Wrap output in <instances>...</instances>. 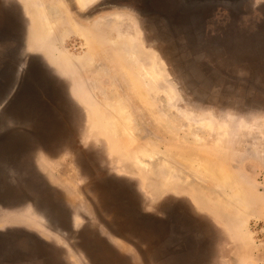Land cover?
<instances>
[{"label":"rangeland","instance_id":"rangeland-1","mask_svg":"<svg viewBox=\"0 0 264 264\" xmlns=\"http://www.w3.org/2000/svg\"><path fill=\"white\" fill-rule=\"evenodd\" d=\"M6 2L63 87L49 138L65 149L35 146L5 165L7 182L0 169V187L43 188L0 190V232L21 251L0 264H264V0L189 14L169 0L148 14L141 0H42L48 25L34 0Z\"/></svg>","mask_w":264,"mask_h":264},{"label":"flooded vegetation","instance_id":"flooded-vegetation-1","mask_svg":"<svg viewBox=\"0 0 264 264\" xmlns=\"http://www.w3.org/2000/svg\"><path fill=\"white\" fill-rule=\"evenodd\" d=\"M26 36L27 22L23 13L19 11L15 5L8 4L6 0H0V77H2V67H14L22 63L23 58L20 57L26 56L25 52L27 51L26 49L21 50L19 45L24 38L26 39ZM40 62L47 65L42 59ZM64 95L65 92H62L60 96L57 94L49 96L45 92L39 91L37 93L32 92L25 97L17 96V98H19L18 106L21 111L20 115L12 114L9 116L12 122L0 124V128H3V131L0 129V136H10V139H4L2 141L3 146L0 142V153L2 152L1 158H3L4 163L17 164L22 160L28 162L25 157H29V153L35 146L42 147L43 151L46 152H55L56 150L58 153L63 152L65 149L63 141L49 138V135L53 133L58 126L60 115L63 112L60 105L65 103ZM27 97L31 99L29 101H24V98ZM0 98L2 99V97ZM1 99L0 110L2 108ZM14 100L11 107L8 106L10 110H12V113L15 112L14 110H17L15 106L17 102ZM4 106L6 107L7 104H4ZM19 135H24L25 137L20 138ZM33 135L38 138H33ZM55 147H57V149H55ZM18 172L20 173V171ZM9 173L8 170L2 173V176L6 178V182L7 178H9L7 177ZM0 190H43V188L41 186H29L23 189L21 187L5 186L0 187ZM27 200L28 199L25 201ZM44 200L51 211V219H57L58 215H55L53 211L56 207L55 202H53L52 199H47V201L46 199ZM57 207L61 209L60 204H57Z\"/></svg>","mask_w":264,"mask_h":264},{"label":"water","instance_id":"water-1","mask_svg":"<svg viewBox=\"0 0 264 264\" xmlns=\"http://www.w3.org/2000/svg\"><path fill=\"white\" fill-rule=\"evenodd\" d=\"M112 1L115 3L121 1L120 3H124L127 0H112ZM141 1L145 5L139 8L141 9V12H143L144 14L151 13L152 10L149 9V7L147 6L149 3V0H141ZM247 1L249 0H169L168 5L169 7L171 6L175 7L176 11L179 12L180 14H189V13H193L200 9H208V8L214 9L215 7H218V6H223V7L229 8L231 12L237 11L239 13L241 10V7ZM165 11H167V9ZM187 21L184 20L183 22H181V25L187 26L188 25ZM204 24L205 23L202 22L199 29H197L198 27L196 28L195 30L197 32L196 35H199L202 33L203 30L201 28L202 26H204ZM261 31H264V20L259 21V25L257 28V32H261ZM189 33L191 34V37H192L193 32H189ZM254 39H255L254 36H251L249 41L250 42L252 41V43L255 44L256 42H254ZM28 42H29L28 36H26V39L24 38L19 45L20 49L21 50L26 49L27 51ZM28 53L29 52H26V56L20 57V58H23L22 63H19L17 66L10 67L11 74H13V79L10 82H7L6 79H3L2 81H0V87L2 88L1 90H3L4 88H8L6 92L2 93V99H1L2 108L0 112L6 108L4 104L9 105V103L12 102L13 97L15 98L17 96L25 97L28 94H31L32 92L37 93L39 91L45 92L49 96L53 94H57L58 96H60L62 92H64L63 87L60 85L57 79H55L51 71L47 68L46 65L40 62L41 58L33 54H28ZM30 65L37 68V72L40 73L43 78L42 80L43 83L48 82V85H49L48 89H46V87H45L46 90L38 89L36 86L32 87V84L38 81V78H36L35 74H34L35 76L33 75L35 71L33 72L32 70H30L29 68ZM12 114H13L12 110H9L8 115L11 116ZM0 121H1V118H0ZM2 122L5 123L6 121L2 120ZM5 165L6 163L3 162V158H0V169H2V171H5L7 169ZM30 202H32L33 204L36 202V200L31 199ZM51 218L48 219V223L49 224L51 223L53 226L54 224H57L61 221V219L59 218L55 220ZM10 234H13V233H11L10 231L0 232V259H7L10 257L21 256L20 254L21 251L17 248L16 242L13 239L8 238Z\"/></svg>","mask_w":264,"mask_h":264},{"label":"bare ground","instance_id":"bare-ground-1","mask_svg":"<svg viewBox=\"0 0 264 264\" xmlns=\"http://www.w3.org/2000/svg\"><path fill=\"white\" fill-rule=\"evenodd\" d=\"M34 3L40 8V11H41V14H42V18H43V20H44V23H45L46 25H48V23H47V21H48V20H47V15H46L45 9H44V7H43L42 0H34ZM134 56L141 58L140 55H134ZM80 65H81V64H80ZM154 65H155V64H154ZM145 66L148 67L147 69L150 70L151 72L153 71V74H157V71H155V68L153 67V64H152V63L145 62ZM147 69H146V71H147ZM146 75H147V73H146ZM153 81H154V80H153ZM156 84H157V83H156ZM80 88H81V87H80ZM163 91H164V90H163ZM167 91H168V90H167ZM84 92H85V91H84ZM167 93H168V92H167ZM87 95H88V94H87ZM168 96H169V95H168ZM88 98H89V97H88ZM83 102H84V101H83ZM174 102H175V101H174ZM112 105H113V104H112ZM109 106H110V105H109ZM115 106H116V105H115ZM94 109H95V108H94ZM112 109H115V108H112ZM94 111H96V110H94ZM99 111H100V110H99ZM105 111L108 112L107 110H105ZM109 112H110V111H109ZM100 113H101V112H100ZM120 113H121V112H120ZM104 114H105V113H104ZM95 115H96V114H95ZM98 115H101V114H98V113H97V116H98ZM117 115H118V114H117ZM117 115H116V116H117ZM119 117H120V116H119ZM102 118H103V117H102ZM105 118H106V117H105ZM108 118H109V117H108ZM98 119H99V116H98ZM110 119L112 120V119H114V118L112 117V118H110ZM117 120H118V119H117ZM119 121H120V120H119ZM121 122H122V121H121ZM121 122H120V123H121ZM123 122H124V121H123ZM107 123H108V122H107ZM120 123H119V124H120ZM119 124H118V125H119ZM123 125H124V124H123ZM107 126H108V125H107ZM125 126H126V125H125ZM123 128H125V127H123ZM115 131H116V130H115ZM118 131H119V130H118ZM121 132H122V131H121ZM124 133L127 134L126 132H124ZM120 134H121V133H120ZM130 134H131V133H130ZM131 135H132V134H131ZM121 136H122V135H121ZM123 136H124L125 138H124ZM123 136H122V137L124 138L123 140H126V139H127L126 137L129 136V135H126V136H125V135L123 134ZM132 138H133V137H129V139H132ZM133 139H134V138H133ZM133 139H132V140H133ZM119 140H120V139H119ZM121 140H122V139H121ZM127 140H128V139H127ZM128 142H129V140H128ZM136 142H137V141H136ZM126 143H127V142H126ZM134 143H135V142H134ZM138 143H139V142H137V144H138ZM135 146H136V145H135ZM127 147H128V146H127ZM133 147H134V146H133ZM142 149H143V148H142ZM142 149H140V150H142ZM138 151H139V150H138ZM137 153H138V152H137ZM140 153H143V151L140 152ZM152 153H153V152H152ZM152 153L149 154V156H148V157H150V159H152V160H156V159L159 158L158 154H156V153H153V154H152ZM145 154H147V153H145ZM135 155H136V154H135ZM142 156H143V155H142ZM146 156H147V155H146ZM156 157H157V158H156ZM145 158H146V157H145ZM147 159H148V158H147ZM147 159H146V160H147ZM152 160H151V161H152ZM148 161H150V160H148ZM148 161H147V162H148ZM159 161H160V159H159ZM162 162H163V161H162ZM151 163H152V162H151ZM152 164H153V166H155V168H156V167L158 168V166H159L160 163H159L158 161H155V162L152 163ZM165 164H169V163H165ZM162 165H163V164H162ZM164 167H165V166H164ZM169 167H170V166H169ZM169 167H168V169H169ZM161 168H162V167H161ZM165 168H166V167H165ZM171 168H173V167H171ZM171 168H170V169H171ZM162 169H163V168H162ZM162 169H161V170H162ZM170 169H169V170H170ZM163 170H164V169H163ZM165 170H166V169H165ZM165 170H164V171H165ZM164 171H163V172H164ZM165 173H166V171H165ZM167 173H170V171H169V172L167 171ZM165 175H166V174H165Z\"/></svg>","mask_w":264,"mask_h":264},{"label":"crops","instance_id":"crops-1","mask_svg":"<svg viewBox=\"0 0 264 264\" xmlns=\"http://www.w3.org/2000/svg\"><path fill=\"white\" fill-rule=\"evenodd\" d=\"M3 131V128H0Z\"/></svg>","mask_w":264,"mask_h":264}]
</instances>
